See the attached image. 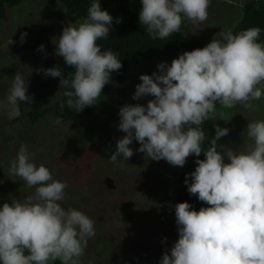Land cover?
I'll return each instance as SVG.
<instances>
[{"label":"clouds","instance_id":"clouds-1","mask_svg":"<svg viewBox=\"0 0 264 264\" xmlns=\"http://www.w3.org/2000/svg\"><path fill=\"white\" fill-rule=\"evenodd\" d=\"M141 3L139 22L154 40L180 33L185 19L203 23L210 6V0ZM112 23L113 17L101 10L99 0H93L82 22L63 29L55 54L75 69L74 75L64 78L58 66L42 70L46 76L59 77L60 85L70 89L63 93L66 100L61 111L65 105L80 112L96 104L110 74L122 68L117 54L102 51L97 43L109 37ZM260 33L259 27L238 34L221 30L205 47L185 51L170 65L159 64V74L141 75L133 99H154L146 106L125 105L119 110L118 127L126 135L117 141L110 162L124 164L118 162L121 156L130 159L133 140L140 144L137 151L172 166L183 167L192 155L199 157L203 152L205 156L196 160L197 167L188 174L187 190L208 207L196 211L187 202L175 205L179 238L160 264H264V120L248 123L244 133L251 143L244 150L218 146L217 141L229 133L219 125L209 146L203 148L206 133L201 127L205 121L216 120L217 103L228 109L241 105L254 110L253 101L264 98ZM26 35L21 33V43ZM13 43L11 38L7 45ZM26 93V79L17 71L6 100L0 101V111L6 110L9 120L21 116L20 102H32ZM54 123L62 124V118ZM33 156L21 144L10 162L9 174L35 191L23 201L13 199L0 207V264L56 260L80 264L88 239L95 236L94 222L79 210L61 206L67 182L53 179L46 166L33 162Z\"/></svg>","mask_w":264,"mask_h":264},{"label":"rangeland","instance_id":"rangeland-1","mask_svg":"<svg viewBox=\"0 0 264 264\" xmlns=\"http://www.w3.org/2000/svg\"><path fill=\"white\" fill-rule=\"evenodd\" d=\"M137 1L140 12L142 3ZM245 1L210 0L206 21H183L187 33L210 43L221 30L232 31ZM78 23L66 19L60 4L52 6L43 0H24L8 9L0 31V101L6 100L17 71L26 79V94L33 99L30 104L20 102L19 118L9 120L7 111H0V207L13 199L23 201L35 191L9 174L10 162L21 144L27 145L37 166L43 164L53 179L67 182L61 206L79 210L94 222L95 236L88 239L80 264H160L179 238L172 197L178 188V175L191 165L192 156L183 167L172 166L166 160L146 157L137 151L140 144L133 140L129 145L133 156L127 160L118 158L124 164H114L109 159L117 141L126 135L118 127L120 108L146 106L154 99H133L136 86L142 83L139 77L159 74L157 66L168 65L173 57L160 52L151 60L139 61L130 66L123 83L110 77L96 104L60 125L54 123L58 118L55 114H47L31 125L28 112L52 104L63 87L59 77L46 76L42 70L58 66L64 78L69 79L63 57L55 54L56 44L60 31ZM21 33H27L23 43ZM11 38L15 43L8 46ZM253 103L254 110L237 105L225 119L217 117L222 127L229 129L224 146L244 150L251 143L244 133L248 123L264 120V101ZM109 179L115 187H108L105 180Z\"/></svg>","mask_w":264,"mask_h":264},{"label":"trees","instance_id":"trees-1","mask_svg":"<svg viewBox=\"0 0 264 264\" xmlns=\"http://www.w3.org/2000/svg\"><path fill=\"white\" fill-rule=\"evenodd\" d=\"M24 0H0V31L2 24L8 18V9L19 5ZM48 5L60 4L64 8L65 17L71 23L82 22L87 17V9L90 7L93 0H43ZM101 10H106L112 17L113 23L110 26L109 37L97 41L102 51L111 49L117 54L122 63V68L112 72L110 77L115 78L119 83L127 80V72L132 65H136L141 60H151L156 54L162 52L164 55H172L173 59L178 58L185 51H192L197 48L205 47L208 42L202 38L191 36L187 33L184 23L181 25V32L174 33L165 40L152 39L146 33L145 28L139 22V4L137 0H99ZM241 16L234 24L232 29L233 34H238L242 30H247L252 27L261 29L258 43L264 44V0H246L239 8ZM239 12V13H240ZM117 19L120 20L117 23ZM63 31H60V35ZM172 62V61H171ZM171 62L168 64L170 65ZM69 79L74 75L75 69L66 65ZM66 90L62 87L61 94L49 106H44L41 109H34L28 112L31 125L36 124L40 119H43L47 114H55L62 118V121L73 118L79 112L73 111L66 105L61 111L60 105L66 100L63 93ZM264 101V98H262ZM233 108H223L217 103L216 120L205 121L201 127L206 133V139L202 144L203 148L209 146V142L215 137V125H222L217 120L218 118L225 119L224 116L234 111ZM89 114V113H88ZM225 137L217 141V145H224ZM218 151H222L218 147ZM40 159L39 157L36 159ZM205 159L203 152L199 157L192 155V163L188 167L182 169L178 175V188L172 197V205L175 209L177 203L187 202L192 206V210L199 211L201 207H208L207 204L198 200L197 196L191 195L188 192V185L191 184L190 173L194 172L197 167L196 160ZM35 161V160H34ZM227 163V157H225ZM188 180V184L185 180ZM49 264H61L59 260L50 261Z\"/></svg>","mask_w":264,"mask_h":264},{"label":"water","instance_id":"water-1","mask_svg":"<svg viewBox=\"0 0 264 264\" xmlns=\"http://www.w3.org/2000/svg\"><path fill=\"white\" fill-rule=\"evenodd\" d=\"M105 182L107 183L108 187H115V185L113 184L112 182V179H109V180H105Z\"/></svg>","mask_w":264,"mask_h":264}]
</instances>
